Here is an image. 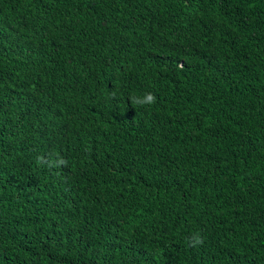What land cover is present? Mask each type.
<instances>
[{
  "label": "trees",
  "instance_id": "16d2710c",
  "mask_svg": "<svg viewBox=\"0 0 264 264\" xmlns=\"http://www.w3.org/2000/svg\"><path fill=\"white\" fill-rule=\"evenodd\" d=\"M0 264H264V0H0Z\"/></svg>",
  "mask_w": 264,
  "mask_h": 264
},
{
  "label": "clouds",
  "instance_id": "9594fccd",
  "mask_svg": "<svg viewBox=\"0 0 264 264\" xmlns=\"http://www.w3.org/2000/svg\"><path fill=\"white\" fill-rule=\"evenodd\" d=\"M132 99H133V103L136 104H144V103L151 104L155 102L156 97L152 93H145V95L142 98L133 97ZM197 242H199L198 239Z\"/></svg>",
  "mask_w": 264,
  "mask_h": 264
}]
</instances>
